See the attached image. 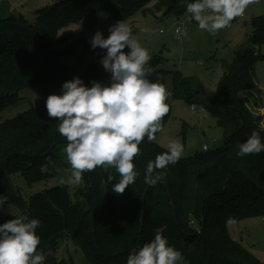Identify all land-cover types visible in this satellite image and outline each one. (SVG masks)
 Returning a JSON list of instances; mask_svg holds the SVG:
<instances>
[{"label": "trees", "instance_id": "1", "mask_svg": "<svg viewBox=\"0 0 264 264\" xmlns=\"http://www.w3.org/2000/svg\"><path fill=\"white\" fill-rule=\"evenodd\" d=\"M154 2L163 9L164 16H180L191 0H58L38 9L34 22L15 14L1 19L0 111L18 102L20 92L26 88L68 80L66 56L74 54L85 38L60 35L62 26L83 20L89 28H95L104 11L116 21H124L138 11H149ZM251 25L250 44L235 52L216 90L206 88L198 78L185 76L180 70L161 67L160 55L151 58L149 80L166 87L167 77L172 74L171 98L191 104L204 101L225 129L223 147L197 151L182 156L166 169L154 170L153 176L163 177L155 186L145 183L147 165L167 149L145 137L134 158L137 178L123 194L112 192L120 179L116 170L109 172L98 167L84 173V194L69 186H55L23 201L10 175L19 171L32 183L54 176L57 150L67 142L58 132V118H49L45 106L0 122V195L7 197L8 203L18 199L26 217L41 221L37 229L38 251L46 257L44 264H67L57 254L65 237L81 246L91 264H127L130 252L151 241L162 226L169 244L182 252V262L262 264L229 230L234 221L264 217V152L236 155L238 144L253 131L264 142V121L260 125L241 98L244 92L262 94L255 70L257 62L264 60L259 51L264 43V16L254 18ZM103 55L82 75L86 84L93 80L109 82L99 63ZM166 103L169 112L161 122L162 129L172 118L169 97ZM236 163L240 166H234ZM225 167L231 169L224 175L211 176L212 171ZM8 220L11 219L6 214L0 213V223Z\"/></svg>", "mask_w": 264, "mask_h": 264}, {"label": "clouds", "instance_id": "2", "mask_svg": "<svg viewBox=\"0 0 264 264\" xmlns=\"http://www.w3.org/2000/svg\"><path fill=\"white\" fill-rule=\"evenodd\" d=\"M258 2L191 0L186 12L199 30L216 35L235 18L243 16L249 5ZM175 32L178 37L188 35L183 26ZM90 46L104 51L99 63L110 74L109 82L93 80L86 84L80 77H73L62 83L59 94L46 98L45 107L49 118H58V132L67 142L63 149L70 165L67 183L79 185L84 173L98 167L114 168L120 179L112 192L123 194L137 178L134 158L140 153L139 145L145 137L148 142L156 140V133L162 131L170 93L165 85L148 79L152 57L123 21L110 25L107 37L97 30ZM237 147L239 157L264 152V142L256 131ZM183 152L181 143L170 142L167 151L148 163L145 183L155 186L163 177L153 176L154 170L178 163ZM5 205L9 210L7 197L0 195V210ZM40 227L38 218L26 216L0 223V264H44L46 257L38 251ZM165 230L163 226L157 229L151 241L130 252L127 264H182V252L169 244L163 235Z\"/></svg>", "mask_w": 264, "mask_h": 264}, {"label": "rangeland", "instance_id": "3", "mask_svg": "<svg viewBox=\"0 0 264 264\" xmlns=\"http://www.w3.org/2000/svg\"><path fill=\"white\" fill-rule=\"evenodd\" d=\"M57 1L0 0V20L13 14H21L30 22H34L37 18L35 12L38 9ZM186 16V11L180 16L175 14L164 16L163 9L154 2L150 5L149 11H138L134 16L123 22L132 29L135 38L149 51L152 58L157 55L163 58L161 67L171 71L180 70L185 76L198 78L206 88L216 90L226 66L233 61L235 52L250 44L251 24L257 16H264V0L249 5L243 16L235 18L229 27L220 30L216 35H209L207 32L199 30L196 22L193 21L185 27L188 33L187 37H177L175 28L179 21L185 19ZM116 22L108 12L104 11L99 15V24L95 28L91 29L83 20H77L59 29L60 35L69 36L71 39L85 38L77 45L74 54L66 56L69 66L68 80L77 76L81 78L90 64L100 54L104 53L99 48L93 50L90 46V39L97 30L102 31L107 37L109 26ZM259 51L264 54V43L260 46ZM107 75L110 78V74L107 73ZM255 77L262 89V94L258 96L257 92H244L241 93V98L261 125L264 121V60L257 62ZM62 83L41 85L22 90L18 102L8 105L0 111V122L15 118L33 107L45 106L46 98L50 94L60 93ZM172 87V74H169L166 81V89L169 93ZM169 99L172 118L162 131L156 135V143L167 149L170 142H179L184 146L182 156L193 155L197 151H202L204 145H207L211 150L225 144V129L219 118L212 115L204 101L200 100L195 104L198 109L207 107L206 110L193 112L191 103L186 100H173L170 95ZM255 99H257V104ZM214 139L216 142H214ZM65 146L66 144H62L58 148L57 156L54 158L56 164L52 172L57 169L54 176L50 178L44 176L41 180L32 183L28 182L19 171L10 175L12 181L19 188L23 201L28 202L34 193L46 192L55 186H69L74 192L84 194V179L79 185H69L67 183L70 165L67 164L63 152ZM234 166H240V164L236 163ZM230 169V167L217 168L212 171L211 176L213 177L214 173V177L224 175ZM108 170L110 172L113 168H108ZM8 205H10L9 210L5 205V209L0 210V213L6 214L10 219L25 216V208L18 199L12 200ZM254 218L256 217L251 216L237 222L234 221L230 223L229 230L234 239L251 250L264 264V228L261 229L259 235L254 233L255 225L249 227L251 225L249 223H253L252 219ZM257 230H259V227ZM57 254L59 259L64 262L67 261V264H91L81 246L67 237L60 241ZM70 258L72 261H70ZM182 264H188V262H182Z\"/></svg>", "mask_w": 264, "mask_h": 264}, {"label": "built area", "instance_id": "4", "mask_svg": "<svg viewBox=\"0 0 264 264\" xmlns=\"http://www.w3.org/2000/svg\"><path fill=\"white\" fill-rule=\"evenodd\" d=\"M191 22H193L192 20H190V18H189V14L187 13V16L185 17V19H183L182 21H179V23L177 24V26H176V28L177 27H181V26H183L184 28L189 24V23H191ZM175 28V29H176ZM175 35H176V32H175ZM177 36V35H176ZM178 37V36H177ZM191 110L193 111V112H195L196 110H199V111H205L206 110V107H202V108H199L198 109V107H197V105L196 104H191ZM209 150V148H208V146L207 145H204V147H203V151H208Z\"/></svg>", "mask_w": 264, "mask_h": 264}, {"label": "crops", "instance_id": "5", "mask_svg": "<svg viewBox=\"0 0 264 264\" xmlns=\"http://www.w3.org/2000/svg\"><path fill=\"white\" fill-rule=\"evenodd\" d=\"M15 15H18V14H15ZM19 15H21V14H19ZM252 30H253V28H252ZM252 32V31H251ZM260 86V85H259ZM261 88V87H260ZM214 142H216V140L214 139ZM224 146V145H223ZM223 146H221V147H223ZM204 147V146H203ZM218 148H220V147H218ZM254 217H256V218H254V219H252L251 221L253 222V223H249V224H251V225H249V227H251V226H253V225H255V231H254V233H256V234H260V231H261V229L262 228H264V217L263 216H254ZM244 219V218H243ZM240 220H242V219H240ZM237 221H239V220H237ZM236 221V222H237ZM259 227V230H257V228ZM231 233V232H230ZM232 235V234H231ZM236 240V239H235ZM238 241V240H237ZM256 257H257V255H255ZM258 258V257H257ZM259 259V258H258Z\"/></svg>", "mask_w": 264, "mask_h": 264}, {"label": "water", "instance_id": "6", "mask_svg": "<svg viewBox=\"0 0 264 264\" xmlns=\"http://www.w3.org/2000/svg\"><path fill=\"white\" fill-rule=\"evenodd\" d=\"M106 197H107V192H106ZM106 197H105V200H106ZM144 218V215L142 216V219Z\"/></svg>", "mask_w": 264, "mask_h": 264}]
</instances>
